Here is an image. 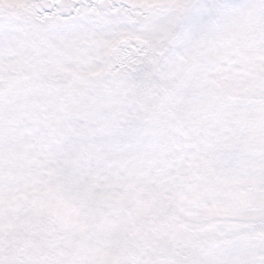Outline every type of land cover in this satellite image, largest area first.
Masks as SVG:
<instances>
[{
    "label": "snow or ice",
    "instance_id": "1",
    "mask_svg": "<svg viewBox=\"0 0 264 264\" xmlns=\"http://www.w3.org/2000/svg\"><path fill=\"white\" fill-rule=\"evenodd\" d=\"M0 264H264V0H0Z\"/></svg>",
    "mask_w": 264,
    "mask_h": 264
}]
</instances>
